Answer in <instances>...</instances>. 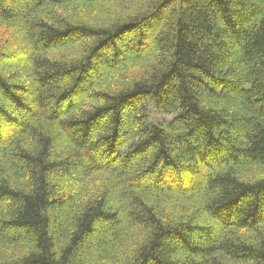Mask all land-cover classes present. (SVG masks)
<instances>
[{
    "label": "trees",
    "instance_id": "trees-1",
    "mask_svg": "<svg viewBox=\"0 0 264 264\" xmlns=\"http://www.w3.org/2000/svg\"><path fill=\"white\" fill-rule=\"evenodd\" d=\"M3 28L0 264H264V0H0Z\"/></svg>",
    "mask_w": 264,
    "mask_h": 264
},
{
    "label": "rangeland",
    "instance_id": "rangeland-1",
    "mask_svg": "<svg viewBox=\"0 0 264 264\" xmlns=\"http://www.w3.org/2000/svg\"><path fill=\"white\" fill-rule=\"evenodd\" d=\"M98 5V4H97ZM95 13L97 14V9H95ZM9 29L3 28L0 32V41L7 39L11 32L8 31ZM10 33V34H9ZM13 39V38H12ZM11 39V40H12ZM176 116L174 114L168 115L162 112L157 111L154 103L150 104V122L153 125H157L158 123L162 122L163 120L171 121L175 118Z\"/></svg>",
    "mask_w": 264,
    "mask_h": 264
}]
</instances>
